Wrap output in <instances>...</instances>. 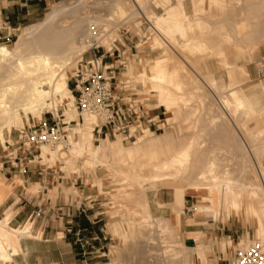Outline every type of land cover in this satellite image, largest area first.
I'll return each instance as SVG.
<instances>
[{
  "label": "bare ground",
  "instance_id": "6f19581e",
  "mask_svg": "<svg viewBox=\"0 0 264 264\" xmlns=\"http://www.w3.org/2000/svg\"><path fill=\"white\" fill-rule=\"evenodd\" d=\"M86 1L76 0L72 4L63 1L56 2L40 22L26 26L21 30L12 49L0 44L1 143L4 142L3 129L10 132L20 120L23 121L29 115L37 118L41 114L49 112L56 115L60 104L65 105L70 97L73 98L72 94L67 91V74L68 70L70 71L76 65L78 59L87 49L83 38L90 25H99L102 22L101 25L109 26V24H114V22L111 24V21L116 17L117 19L120 18L122 23L123 19L125 20L130 16V12L137 11L136 13L145 16L154 26V32L157 34V40H155L157 47L160 49L165 47L166 50L169 49V51L171 50L178 55L180 61H177V56V60H175L170 54L166 58L156 57L148 62V71L144 68L142 71L139 70L138 75L135 74V71L133 73L134 77L143 83L145 94L154 93V95L145 97V101L153 97L157 103L155 107H162L164 112L167 113L165 118L167 122L176 121L187 115V111L182 110V105L188 103L185 101V97L198 98V96L193 95L197 94L196 91H199L194 83L196 80L192 78L196 76L198 80L203 81V76H199L194 71L192 73L195 76H192L191 79L190 75L188 78H184L183 70L185 72L186 68H190L192 71L191 67H193V65L190 66L192 59L188 58L190 65L187 63L189 60H185L184 51L194 54L214 50L216 55L221 58L222 65L230 69L227 71V77L230 80V87H232L237 82L235 80L238 66L228 62L225 45L232 47L237 55H242L243 47L240 43L245 40L249 42V39L252 38L251 40H253L254 36L259 35L257 34L259 32L257 23L252 25L246 21L250 20L251 16H247L249 19H246V11L243 8L236 10L233 8V3L230 5L228 0H189L191 2L190 14L186 12L183 1L177 0V4H169L168 10L164 7L166 13L156 15V17L153 16L154 14L148 17L147 14L144 15V9L141 10L137 0H133L132 11L130 9L128 11L126 8L125 0H107L110 3L111 9L109 8V10L112 13L100 19L93 16V13L92 15L85 13V15H82L80 13L81 11L85 12L84 4ZM206 2H208V8ZM228 3L231 7L228 6ZM213 9L220 12L221 19L225 16L230 17V20L224 17V20L219 21L221 25L219 24L218 28L216 26L213 28L216 25L211 23L213 19L210 21V17H215L213 13L216 12ZM250 10L252 11V9L248 11ZM226 20L229 23L225 22ZM117 24L116 26H118ZM211 24L213 27H211ZM116 26L103 27L107 31V35L101 41V45L107 50L111 47L114 37L112 31ZM260 31H262L261 34L264 38V30L261 29ZM215 32L222 35L221 41L216 38L218 41L213 42L212 35ZM119 40L121 41V38ZM245 42L244 44H246ZM197 56L196 58H199V55ZM184 66L188 67L185 68ZM127 70L128 67L126 66L125 71ZM211 75L213 74L207 73L204 79L212 87L216 85L217 79ZM197 83L200 82L196 81ZM208 84L206 83V85ZM223 85L225 84L223 83ZM217 86L219 92L215 93H218L219 97L215 98L220 105L219 110L221 113L216 114L217 110L211 112L215 114L211 115L209 113L210 116L207 119L212 123L210 125L216 126L215 129L217 128L218 132H229L225 139H233L231 152L234 159H237L239 166H237V170L235 169V173L234 170L229 168L228 162L226 164L219 162V156L215 153L214 148L211 149L207 145L206 148L203 145L204 142L202 143V140L201 142L200 140L197 141L193 134L192 137L184 138V136L176 137V133L173 132L155 135L153 132L145 130L144 135L138 136L129 145H124L122 138L118 136L115 139L100 138L97 145H91L90 141L93 139V127L96 118L89 114L82 115L80 122L83 124L85 120L83 127L86 128V134H80L78 141H72L77 132L68 129L71 134H65L64 141L53 147L41 145L39 154L36 157L41 158L39 159L40 163L43 162V159L46 161L61 159L63 165L68 166L75 174H78L81 170L94 172L100 169L101 172H104L111 183H115L122 190V194L116 193L112 199L115 200L117 196H122L129 201L130 205L127 210H132V213L136 212L140 215L141 220L137 222V225L143 226L140 230L142 232L144 230L146 234H143L149 238L150 243L154 239L147 235V232H150L149 230L152 233H156L155 230L157 232L161 231L162 233H157V236L159 235L161 242H169V247L172 245H170V242L176 243L179 238L176 239L175 237L177 236V228L174 224L172 205L156 203L160 212L163 208H168L171 211L169 217L166 213H161L163 215L155 217L151 211L147 191L157 185H163L169 186L181 195L188 193L200 196L211 193V190L216 191L218 207L214 211L215 220L219 218L221 213L225 217L229 216L230 213L238 215L242 211L246 221L249 217L252 218L258 237L262 240L264 246V165L261 164V159L259 160L260 155L264 154V100L257 92L248 95L238 88H232L228 94L223 95L220 94L222 84L219 87L218 83ZM222 91L225 92L221 88V93ZM260 93L264 96V85L261 86ZM198 95L200 94L198 93ZM188 100L192 101L191 99ZM195 100L198 101V99ZM239 114L243 119H247L241 120V117H238ZM248 118L249 122L251 118L253 119L252 127L249 126L251 122L247 124ZM260 119L263 121L262 125H259ZM60 121L64 124L62 128L65 132L66 125L70 122ZM77 124L80 123L77 122ZM172 133L174 136H172ZM179 133L182 135L183 131ZM70 136L72 139L69 138ZM45 148L53 150L52 153L49 155ZM63 149L65 150L63 151ZM56 156L58 157L56 158ZM78 160L82 161V167H79L76 163ZM96 182L101 188L102 180L96 179ZM7 191L6 181L0 175V205ZM10 217V212H7L0 219L1 264H6L9 260L18 256L21 252L20 239L29 236L26 226L23 229L19 227L11 228L8 224ZM152 233L150 232L151 235H153ZM210 242L212 240L204 237L202 241H197L192 250L196 254H201L203 251L209 250L211 247ZM166 243L165 246H167ZM174 243L173 246H176ZM174 247L171 246L175 250L176 247ZM193 251H191V254H193ZM177 252L179 253V251Z\"/></svg>",
  "mask_w": 264,
  "mask_h": 264
},
{
  "label": "rangeland",
  "instance_id": "374dc122",
  "mask_svg": "<svg viewBox=\"0 0 264 264\" xmlns=\"http://www.w3.org/2000/svg\"><path fill=\"white\" fill-rule=\"evenodd\" d=\"M59 1H63L64 3H71L72 4L76 0H49L48 3L41 10H38L37 12H35V14H33V16H28L27 18L22 19L21 24L16 26L17 27L16 30L12 31L9 35H3L4 37H0V44H4L9 49H12L14 46V42L18 38V35L21 32V30L30 24L40 22L43 19V16L45 15V13H47L48 11L51 10L52 5L56 2H59ZM125 1H126L125 6L128 9V11H129V9H130V11H132L133 0H125ZM137 1H138L137 3L139 4V6H141V10L143 11V9H144L143 14L144 15L147 14L146 15L147 17L152 16V14H154L153 16L156 17V15H159V14L161 15L163 13H166L167 12L166 10L169 9V7H168L169 4L170 5L171 4H177V0H165V3H164V0H145V1L137 0ZM139 1H141V2L139 3ZM182 1H183L182 3L185 7L186 12L188 14H190L191 13V2L189 0H182ZM248 1L247 0H230V1L228 0L230 5L233 3L232 5L234 7L233 6L232 7L235 8L236 10H238L239 8L240 9L243 8V10L246 11V16L244 13V16L246 17V19H249V18H247V16L248 17L251 16L250 18L253 19L254 21H252L251 19L250 20L245 19V20L247 21V23H251L252 25L257 23L258 30H259V32L257 34H259V35L254 36L253 40H251L252 38L251 39L248 38L249 42H247V40H245L246 42L240 41L241 42L240 44L243 47L242 55H237L236 53H234L235 51L232 49V47L225 45L228 62L232 65L238 66V68H236V72L238 69L240 70V66L242 65L246 71V74H243V75L236 74V80L235 81H237V82L235 84H233V86L231 85L232 87H230V83H229L230 80L227 77V75H228L227 71L230 69L225 68L222 65L221 58L216 55L214 50L213 51L211 50L212 52L211 51L209 52L207 50L206 52H203V53H194V54H190L189 52L184 51L185 58H186L185 60H187L188 58L192 59L191 62L188 59L189 61H187V63L189 64V62H190L191 65L190 64L189 65L190 66L193 65V67H191L192 71L190 70V68H186L188 66H186V67L184 66L186 68V69L184 68L185 72L183 70V73L185 76L184 78H188V76L190 75V79H191L192 76H195L193 74L194 72H197V74H199V76H203V79H202L203 81L198 80L196 78V76L194 78H192L193 80H196L197 82L203 83V84L202 83L196 84V81L194 82L195 85L198 87L199 91H196L194 89L197 94H194L193 96L196 95V96H198V98H196V97L194 98V97H190V96H186V97L184 96L186 98L185 101H187L188 103L190 102V100H188V99H191L192 101L189 104L187 102H186L187 104L184 102L187 106L182 105V107H183L182 110L184 112L187 111V115L185 117L177 119L176 121L167 122L165 120L167 113L164 112V108L159 107V108H161V111L164 112V114L161 115L162 120L160 121V123H163L165 125H160V129H157V130H155V132H153V134H155V135L173 132L174 134L176 133L175 134L176 137L184 136V138H189L190 136L192 137V134H193V137H195L197 139V141L200 140V142H201V140H202V143L204 142L203 145H205V147L207 145V147L210 146L209 148H211V149L214 148L215 153H217L219 156L218 157L219 162L224 163V164H226L228 162L229 168L234 170L233 171L234 173L236 172L235 169L239 167L238 163H237V159H234V156L231 152L232 151L231 146H232V143L234 141H233V139H225V137L228 136L229 132L228 133L225 131L221 132V133H220V131L218 132L217 131L218 129L217 128L215 129L216 126L210 125L212 123L207 118L210 116V114L211 115L215 114V113H211V112H214L216 110L218 111V112H216V114L221 113V111L219 110L220 105H219L217 99L215 98V97H219L218 93L217 94L215 93V92H219V88H218V90L216 88L218 83H219V87H220V84H222L221 88L223 90H225V92L222 91V93H221V88H220V94L226 95V94H228L230 89L238 88V89H242L243 91H245V93L248 95L253 93V92H257L260 95L261 99L264 100V96L261 95V93H260L261 92V86L264 85V73L259 74L257 71V65L259 64V62H261L262 58H264V38H263V35L261 34L262 31H260L261 29L264 30V0H248ZM142 2L144 3L143 5H142ZM229 3H228V6H230ZM103 4H104V6H103ZM163 5H165V6H163ZM18 6H19V4H18ZM142 6H143V8H142ZM144 6H145V8H144ZM164 7H166V10ZM167 7H168V9H167ZM206 7L208 8V2H206ZM109 8H110V3L107 0H87L84 4V11L85 12L81 11L80 13H82V15H85V14L92 15V13H93V16L98 17L100 19V18H103L106 15L112 13V11L109 10ZM245 8H246V10H245ZM247 8H248V10L252 9V11L251 10L248 11ZM145 9H146V11H145ZM147 10H148V12H147ZM213 11L216 12V13H213L216 18L212 16V17H210L211 18L210 21L213 19L214 21L212 20L211 23L216 24V25H214V27H213V25L211 24L212 25L211 27L215 28V26H216V28H218L217 26H219V24H220L219 21H221L225 16L224 17L222 16L223 18L221 19L220 12L217 10H214V9H213ZM136 12L137 11L130 12V16L125 18V20L124 19L122 20V23L126 22V26H129L132 33L136 31L134 26L138 25L137 17L140 15V13L138 14ZM114 17H116V16H114ZM154 17H150V18H154ZM128 18H129V20H128ZM225 18H228L227 20H230V17H225ZM241 18H243V17H241ZM113 19L114 20L111 21V24L113 22H114V24H112V25L109 24V26L108 25L103 26V25H101L102 22L101 23L99 21H97V22L100 23L99 25L101 27H111L113 25L116 26L117 23H118L117 24L118 26H120V25L122 26L120 18H118L119 20L117 19V17L113 18ZM227 20L225 22H227ZM216 21H218V22H216ZM217 23H218V25H217ZM227 23H229V21ZM99 25H97V26H99ZM0 28H1V26H0ZM139 35H141L140 30H139ZM213 35H215V36H213ZM213 35H212L213 42L217 40L216 38H218L219 41L222 40V35H220L219 32H215V33H213ZM257 36H258V40H257ZM115 37L117 38V40H119V36H115ZM155 40H157V34L154 32V34L151 36V38L148 41H146L145 43L140 42V44H142L141 46L139 45L136 49H132V53L127 51L124 53V55L117 56V59H120V62H123L124 65L128 67V70L125 71L126 67L121 68V66L119 68H117L116 69V77H115V80L113 81V83H117L120 86L119 87L120 89H123L124 94L127 95V97H128L127 99L132 98L131 95H134L133 98L136 99L137 103L143 102L144 105L146 103H148L147 104L148 108H151V107L156 108L155 105H157V103L154 101L153 97H150L149 101H147V100L145 101V97H149L150 95H154V93L150 92L149 95L144 93L143 83L140 80H138V78L134 77V74H133L134 71H135V74H137V75H138L139 70L142 71V70H144V68L146 71H148L147 66H148V62L150 60L155 59L156 57L157 58H159V57H165L166 58V56L168 57L169 54L175 60H177V58H178L177 61H180L178 55L173 53L171 50L169 51L168 48H167L168 50H166L165 47H163L161 49L158 48ZM244 42L246 44H244ZM120 43L122 44V38H121ZM132 44H135V38L132 40ZM153 44H154V46H153ZM115 45L118 48L122 47L120 45H117V43H115ZM163 50H164V53H163ZM120 51L122 52V48ZM208 52H209V55H208ZM210 53H211V55H210ZM212 53H213V56H212ZM197 55H199V58H196ZM115 56H116V54H115ZM176 56H177V58H176ZM186 56H188V57H186ZM199 59H200V61H199ZM74 67L75 66H73L70 71L68 70V74H67V76H68V80H67L68 90L67 91L72 94L73 98L70 97L69 100H67L65 102V105L60 104V106L58 107V113L56 115L53 114V112H51V113L54 115L55 119L63 120L65 122H71V123L66 125V131L65 132L62 129V133L64 136H66L65 134H67V135L69 133L71 134V131L77 132L78 134L77 133L75 134V138L72 141H78L80 134H82V135L86 134V128L83 127L85 125V120H84L83 124L80 122L81 117H80V115H78V112L75 109V92L73 91L72 81L69 79L71 74L73 73ZM193 68H195V69H193ZM187 70H188V73H187ZM207 73H210V74L212 73L213 75H211V76L214 77L215 79L219 80L218 83L216 80V85L212 86L213 88L208 84L207 80L204 79V77ZM191 74H193V75H191ZM205 82L209 85V87H208V85H206ZM223 83L225 85H223ZM117 84H116V86H117ZM227 87H228V91H227ZM212 89H215V90H212ZM210 91H212V92H210ZM198 93L200 95H198ZM204 93H206V94H204ZM194 99H198V101L196 102V100L194 101ZM193 101H194V103H193ZM56 102H58V101L56 100ZM217 107H219V108H217ZM49 113H43V114H41V116L39 118L32 117L29 115L28 118L23 119L24 122L22 120H20L17 123V126L12 128V130L10 132H6L5 129H3L4 142L3 143L0 142V162L1 163L3 162L4 169H2V165H1V167H0L1 177H3L5 179L4 172L6 170L10 169V163L6 162V161L9 160V158L10 159L13 158L15 155H17V157L28 156L30 158L29 160H33V163L37 167L38 166L41 167V165H40L41 163H39V159L36 157L39 154V149L28 148L29 146L27 144L23 145V135L30 128V126H32L34 124L36 125L39 122V120L43 121L44 119H46L47 122H50L51 119H50ZM238 117L240 118L241 115ZM242 119L243 118L241 117V120ZM244 119L246 120L247 118H244ZM72 121H74V122H72ZM77 122H79L81 124V126H80V124H77ZM250 122H249V118H248L247 124L250 123L249 126L252 127V125H253V119L252 118L250 119ZM262 124H263V121H262V119H260L259 125H262ZM228 125H229V123H228ZM61 127H63V126H61ZM229 128H230V125H229ZM68 129H70L71 131L70 130L68 131ZM182 131H183V134L181 133L182 135H180L179 132H182ZM143 133H145V131H143L138 136L144 135ZM173 133H172V136H174ZM234 135L236 136L235 133H234ZM116 136L122 138L120 135H116ZM115 137L109 136L107 138L108 139H115ZM69 138L72 139L71 136ZM92 138L93 139L90 141V144L91 145H97L100 141V138L94 133H93ZM102 138H105V137L103 136ZM134 141H132V142H134ZM122 142L124 145H129L130 143H132L130 141L129 142L128 141H122ZM45 150L48 151L49 155H50V153H52L51 151H53V150H50L48 148H45ZM64 150L65 149H63V151ZM57 157L58 156H56V158ZM260 159H261V164L264 165V154H262V156L260 155L259 160ZM42 163L46 164L47 166L52 167V170H56L57 174H59L60 176H63V180L68 182V185H71V182H74V180L76 178H78V183L80 182V180H82V182L85 186V189L87 191L92 192V194L94 196H96L95 198H97L98 204H100V208L103 209L105 214H106V230H107L108 234L110 235V237L112 238L111 246L109 247V252H108V255H107L106 261H105L106 264H183L184 262H185L184 264H198V259H196V258L194 259V257H193L194 254H196V253H194L192 248H188L187 246L184 245V242L182 239L183 238L182 234L180 233L178 228L176 229L177 236H175V237H176V239L178 237L179 238L176 240L177 241L176 243L173 242L174 244H176V246L174 245L176 248L173 246V243L170 242V245L172 244L171 246L174 247L175 250L172 249L171 246L169 247V242H167V243L165 242L167 246H165L164 242H161V238L158 237L159 235L157 236V233L158 234L162 233L161 231H160L161 232L160 233L159 231L157 232L155 230L154 232H156V233H152V231L149 230L153 235H151L150 232H147V235H150L151 238L153 237V239H154V241H152L150 243L149 238H147L146 235L144 236V234H143V233H145L144 230H143V232L140 230V228L143 226L137 225V222L139 220H141L140 215L137 214L136 212L132 213V210L131 211L127 210L128 209L127 207L130 205V203H129V201L126 200V198H123L122 196H117L115 200L112 199L116 193L122 194V190L115 183H111L110 179H108L107 176L104 175L105 173L101 172L100 169H97L94 172H86L84 170H81V171H79L78 174H75V172H72L68 166L63 165L61 159H57V160L53 159L50 161H46L43 159ZM76 163L78 164L79 167L83 166L81 160L76 161ZM45 166H42V168H44ZM14 169L15 168H11L10 170H14ZM241 178H242V176H241ZM96 179L102 180L101 188L98 186ZM5 181L7 184L10 185V183L7 182L6 179H5ZM62 185H64V183ZM62 190L64 191V189H62ZM158 190H160L159 192L164 191L166 198H169L171 196V193H173L172 189L169 188V186H163V185L162 186L157 185L154 188L147 191V196L149 199V204L151 206V211H152L153 216H155V217L163 215L161 213L159 214L158 212H155V210L152 208V206H154L153 203H150V200L158 192ZM210 192H212V194L209 197V199L214 201V207H215V209H217V207H218L217 206L218 205L217 204V200H218L217 192L212 191V190ZM70 193L72 194V196H76L78 194V192L73 193L71 191L68 192L67 194H70ZM34 194H36L35 191H34ZM53 194L54 195L57 194L56 189H54V191L51 193V196H53ZM64 194H66L65 191H64ZM191 196L193 199H191ZM186 199L189 200L188 203H190L191 201L196 203V200H197V198L191 194H187ZM7 205H8V199L3 203V205L0 206V219L3 218L2 213H3L4 208ZM182 211H183V209L177 211L178 216H180V215L183 216ZM111 212H114V213H111ZM188 217H190V215L186 216V218H188ZM34 219L35 218L27 219V221L28 220L32 221L31 233H32L33 225H34ZM211 219H213L211 214H205L203 217L199 218V221L204 222L201 224H204L205 226H208L209 224H210V226H222L223 224L233 223L234 225L243 226V227L247 228L248 234L244 233L241 235L239 233L238 237L234 236V238H227L225 240L228 243L232 241V246H231V248H229V251L232 254H233V251L235 250L237 244L238 245H244V244L249 243V240L250 241L251 240L252 241H259L262 243V246H263V242L258 237L257 229H256L254 222L252 221V218L249 217V219L246 221L245 217L242 215V211L238 215H234V214L230 213L229 216H225V217H223V215L221 213L219 215V218L217 219V221L216 220L214 221V219L211 221ZM115 222L117 225H114V227L112 229L113 232H111V226ZM23 228H25V226ZM23 228H21V229H23ZM26 228L28 229L29 227L26 226ZM124 230L126 232H124ZM145 231H147V230H145ZM125 235H128V237L124 238ZM22 238H24V237H22ZM210 243H212V242H210ZM181 246L183 247V249ZM177 247L179 250L177 249ZM263 248H264V246H263ZM184 249H186V250L184 251ZM177 251H179V253ZM191 251H193V254H191ZM168 252H170V253L168 254ZM189 253H190V255H189ZM201 254H197V255L200 256ZM209 254H205V256L199 260H201V261L206 260L207 256ZM177 257H179V258H177ZM228 259H230V256L228 257ZM14 260L15 259L9 260L8 262H12ZM0 264H1V262H0ZM219 264H227V263H226V261H222Z\"/></svg>",
  "mask_w": 264,
  "mask_h": 264
},
{
  "label": "crops",
  "instance_id": "0c3cea01",
  "mask_svg": "<svg viewBox=\"0 0 264 264\" xmlns=\"http://www.w3.org/2000/svg\"><path fill=\"white\" fill-rule=\"evenodd\" d=\"M48 1L28 0L27 3H23L21 0H0V37L9 35L16 30V26L21 24L22 19L33 16ZM132 46V40L129 41L122 37V47L119 50L122 48L123 55L127 51L132 53ZM105 62L119 68L120 59H117L114 54L112 57L106 58ZM237 72L239 75L246 74L242 65ZM116 84L114 83V85ZM119 87L117 85L113 92L118 105L127 108L128 104L132 102L141 115L143 126L149 125L151 130L160 128L158 123L162 120L161 115L164 114L161 108H148V103L145 105L143 102L137 103L133 98L134 95L131 94L132 98L127 99V95ZM147 120L152 122L147 124ZM29 159L28 156L17 157L15 155L6 161L10 163V169H15H8L4 172L5 179L10 185L6 183L8 191L1 205L7 199L8 205L4 208L2 216L10 212L11 217L8 224L11 225V228L19 227L21 229L24 226L30 228H28L29 236L20 240L21 252L14 258V261L7 264H106L112 238L106 230V214L100 208L96 196L85 189L82 180L78 183V178H76L74 182H71V185H68V182L64 181L63 176L57 174L56 170L49 172L46 167H37L33 160ZM1 165L4 169L3 162H0V167ZM63 183L64 185H62ZM54 189L57 194L51 196ZM62 189L66 194L70 191L78 192V194L76 196H72L71 193L66 195ZM159 191L150 200V203L154 205L152 208L155 212L159 214L164 212L169 217L171 211L168 208H163L160 212L156 203L172 205L174 224L182 234L185 246L194 248L197 241H202L204 237L212 240L209 250L203 251L200 256L194 254L193 257L198 259V264H219L227 260L229 256L231 258L232 253L229 248L232 246V241L228 243L225 240L234 238V236L238 237L239 233L241 235L248 234L246 227L233 223L222 226L201 224L204 222H200L199 218L205 214H211L215 221L214 201L209 199L212 192L200 196L193 195L197 198L196 203L193 201L188 203L189 200L186 199L188 193L181 195L172 190L171 196L166 198L164 191ZM191 199H193L192 196ZM192 205L196 206L194 214L185 211ZM182 209L183 216H178L177 211ZM37 210L40 211V214L34 219L31 233L32 221H27V219ZM189 215L190 217L186 218ZM114 225H117L116 222L112 224L111 232H113ZM124 232L126 231L124 230ZM127 237L128 235L124 236V238ZM84 241L85 245L82 244ZM205 254H209L207 259L199 260Z\"/></svg>",
  "mask_w": 264,
  "mask_h": 264
},
{
  "label": "built area",
  "instance_id": "2783aa9c",
  "mask_svg": "<svg viewBox=\"0 0 264 264\" xmlns=\"http://www.w3.org/2000/svg\"><path fill=\"white\" fill-rule=\"evenodd\" d=\"M21 2L27 3L28 0H21ZM137 20L138 25L134 26L136 31L133 33L129 26H126V23L113 29L114 37L108 50L101 45V41L107 35L105 28L95 24L90 25L83 38L87 49L78 59L69 78L72 81L73 91L75 92V109L78 111L81 120L83 114L95 116L96 123L93 127V133L99 138L120 135L122 141L132 142L145 130L155 132V130H151V126L142 125L141 115L132 102L128 104L127 108L123 105H118L117 99L113 94L116 87L113 81L115 80L117 68L111 64L106 65L107 63L105 62L106 58L112 57L114 54L116 56L123 55V52L115 45L117 43V45L122 46L120 40H117L115 36L124 37L129 41L135 38V44H133L132 49H136L139 45L141 46L140 42L145 43L151 38L154 33V26L150 20L143 15H139ZM139 30L141 35H139ZM120 66L121 68L126 67L123 62L118 64V67ZM257 71L259 74L264 73V58L257 65ZM49 114L50 122H47L46 119L43 121L39 120L36 125L30 126L24 133L23 145L27 144L28 148L39 149L43 144L53 147L64 141L65 136L61 127L64 124L60 120L55 119L52 113ZM150 122L152 121L147 120V124ZM158 124L160 126L163 123L159 122ZM38 159L41 158L38 156ZM40 165L45 166V164ZM45 167L49 172H53L52 167ZM185 211L194 214L196 206L192 205L186 208ZM39 214L40 211L37 210L28 219L31 217L35 218ZM82 244L85 245L86 242L84 241ZM225 261L227 264H264L262 243L250 241L244 245L237 244L231 258Z\"/></svg>",
  "mask_w": 264,
  "mask_h": 264
}]
</instances>
